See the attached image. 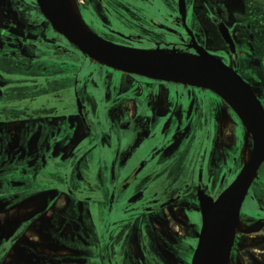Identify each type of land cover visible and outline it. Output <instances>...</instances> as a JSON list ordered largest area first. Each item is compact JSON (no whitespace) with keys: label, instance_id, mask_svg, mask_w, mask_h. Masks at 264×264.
Segmentation results:
<instances>
[{"label":"flooded vegetation","instance_id":"flooded-vegetation-1","mask_svg":"<svg viewBox=\"0 0 264 264\" xmlns=\"http://www.w3.org/2000/svg\"><path fill=\"white\" fill-rule=\"evenodd\" d=\"M76 2L113 44L209 53L264 108V0ZM222 107L251 151L214 91L109 66L38 0H0V264H193L200 194L216 201L244 165L218 147ZM239 219L261 225L236 227L227 264H264V161Z\"/></svg>","mask_w":264,"mask_h":264},{"label":"water","instance_id":"water-1","mask_svg":"<svg viewBox=\"0 0 264 264\" xmlns=\"http://www.w3.org/2000/svg\"><path fill=\"white\" fill-rule=\"evenodd\" d=\"M51 22L87 55L118 69L147 77L208 88L224 98L253 135L248 162L216 201L200 194L202 226L193 264H227L239 213L264 161V108L249 84L207 52L139 49L103 40L79 23L66 0H38Z\"/></svg>","mask_w":264,"mask_h":264},{"label":"rangeland","instance_id":"rangeland-1","mask_svg":"<svg viewBox=\"0 0 264 264\" xmlns=\"http://www.w3.org/2000/svg\"><path fill=\"white\" fill-rule=\"evenodd\" d=\"M78 12H79V7H78ZM234 125L235 124L227 107L224 108L222 107L218 113V147L221 149L222 153L227 157L228 160L231 159L230 158L231 155H234L239 152L245 153L249 147V144L246 140V133L243 131L235 132ZM239 165L240 162L238 164H235L236 169L239 167ZM258 229L254 231H257ZM258 252L259 255H261L262 259L264 260V249L262 251H259L257 247L254 246V257Z\"/></svg>","mask_w":264,"mask_h":264},{"label":"bare ground","instance_id":"bare-ground-1","mask_svg":"<svg viewBox=\"0 0 264 264\" xmlns=\"http://www.w3.org/2000/svg\"><path fill=\"white\" fill-rule=\"evenodd\" d=\"M66 1L69 3L70 12L72 14H74V16L76 17V19H79V12H78L79 5L76 2V0H66ZM245 148H247V147H245ZM250 153H251L250 150H247L245 153H243V162L244 163L248 162V160L250 158ZM260 225L261 224L259 222H254V223H251V224H247L244 221H241L238 231L239 232L240 231L252 232V231L258 229L260 227Z\"/></svg>","mask_w":264,"mask_h":264}]
</instances>
